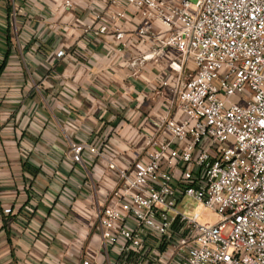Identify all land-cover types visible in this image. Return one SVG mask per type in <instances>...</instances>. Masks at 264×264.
Returning <instances> with one entry per match:
<instances>
[{"label": "built area", "instance_id": "built-area-1", "mask_svg": "<svg viewBox=\"0 0 264 264\" xmlns=\"http://www.w3.org/2000/svg\"><path fill=\"white\" fill-rule=\"evenodd\" d=\"M123 1L140 17V41L171 54L155 86L171 97L166 117L145 118L149 135L125 168L102 148L70 143L74 163L87 153L117 171L93 213L99 248H79L74 264H264V0ZM125 19L115 12L93 36L120 52ZM186 198L214 224L180 211Z\"/></svg>", "mask_w": 264, "mask_h": 264}, {"label": "crops", "instance_id": "crops-1", "mask_svg": "<svg viewBox=\"0 0 264 264\" xmlns=\"http://www.w3.org/2000/svg\"><path fill=\"white\" fill-rule=\"evenodd\" d=\"M120 10L118 52L93 33ZM139 25L123 0H0V264H74L79 248H99L93 213L117 171L87 153L74 163L70 143L125 168L147 140L145 118L167 116L171 93L155 86L171 54L140 41Z\"/></svg>", "mask_w": 264, "mask_h": 264}, {"label": "rangeland", "instance_id": "rangeland-1", "mask_svg": "<svg viewBox=\"0 0 264 264\" xmlns=\"http://www.w3.org/2000/svg\"><path fill=\"white\" fill-rule=\"evenodd\" d=\"M191 3H195L196 0H189ZM181 205L178 206L180 211H184V213L188 216L192 215L195 211H200L199 222L202 224H214L216 217L215 214L209 210H202L200 207L190 199L186 198ZM184 205V206H183Z\"/></svg>", "mask_w": 264, "mask_h": 264}, {"label": "trees", "instance_id": "trees-1", "mask_svg": "<svg viewBox=\"0 0 264 264\" xmlns=\"http://www.w3.org/2000/svg\"><path fill=\"white\" fill-rule=\"evenodd\" d=\"M6 58H7V57H6ZM6 58H5V60H6ZM2 68H3V66H1V68H0V72H1ZM36 173H37V170L30 171L31 176H35Z\"/></svg>", "mask_w": 264, "mask_h": 264}]
</instances>
